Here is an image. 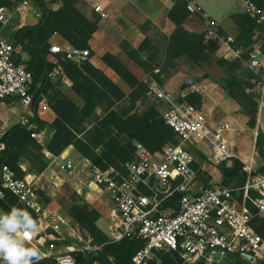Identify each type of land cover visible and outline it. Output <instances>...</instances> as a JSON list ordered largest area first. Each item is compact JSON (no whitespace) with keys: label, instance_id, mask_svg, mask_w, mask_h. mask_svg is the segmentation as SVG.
I'll return each mask as SVG.
<instances>
[{"label":"built area","instance_id":"2783aa9c","mask_svg":"<svg viewBox=\"0 0 264 264\" xmlns=\"http://www.w3.org/2000/svg\"><path fill=\"white\" fill-rule=\"evenodd\" d=\"M9 1L14 5L13 8L6 4L0 5L2 24L7 23L13 13H24L32 3V0ZM241 2L244 11L257 23L256 35L264 34V6L254 0ZM187 6L191 12L203 15L206 35L217 34L218 24L199 4L189 1ZM94 9L101 17L109 15L102 4L95 3ZM50 49L65 51L67 58L78 63L90 54L88 48L63 46L59 43H53ZM15 51V46L0 30V97L17 98L29 111L21 116L19 122L27 128H35L36 124L30 119L36 101L33 73L16 61ZM242 51V48H237L235 52ZM248 65L260 92L257 120L253 129L257 138L260 133L264 134L263 43L254 42L248 50ZM149 89L166 105L163 116L177 133L178 142L168 143L161 150L150 151L142 142L134 140L135 156L126 163V173L123 174L114 168L103 169L88 159L80 169L114 203L109 212L112 239L120 240L125 236L144 239V246L133 256L137 263L143 262L154 250H175L187 264H222L232 252L245 258L246 253H251L252 258H247L251 262L261 258L264 255V236L254 227L253 219L257 213L264 214V171L256 170L254 158L241 157L247 171L246 180L241 186L218 183L205 187L198 178L201 166H196L198 160L189 148L191 145H203L205 161L214 166L225 160L231 161L232 157L240 155L234 152L229 134L235 128L241 129L240 124L212 121L203 107L179 101L155 81L150 83ZM48 110L50 105L43 96L37 103L36 113L44 117ZM6 131L0 127V196L4 197V190L11 191L23 205L35 210L39 226L47 224L51 231L60 236L61 228L67 223L65 216L56 209L44 210L38 201L35 180L28 175L19 177L8 164L2 162ZM31 136L43 142V130L34 129ZM45 155L51 162L55 161L61 171L69 175L77 172L78 165L73 159L61 158L49 149L45 150ZM177 193L181 196L174 200ZM8 219L16 223L12 231L5 227ZM0 229L15 243L25 241L36 248V243L45 238L41 231L38 233V230L25 226L12 214L1 222ZM70 233L83 243L40 251L39 255L30 260L51 256L58 264H77L79 252H95L102 246L90 243L91 240H83L74 230ZM4 261L0 253V263ZM83 264L98 262L86 261Z\"/></svg>","mask_w":264,"mask_h":264},{"label":"trees","instance_id":"16d2710c","mask_svg":"<svg viewBox=\"0 0 264 264\" xmlns=\"http://www.w3.org/2000/svg\"><path fill=\"white\" fill-rule=\"evenodd\" d=\"M52 1L33 0L40 13L36 23L18 25L14 29H10L7 25L2 28L0 24L2 34L7 36L4 32L6 29L9 33L8 39L16 48V61L24 64L33 73V90L36 97L33 105L34 114L30 116L31 122L35 123L36 127L27 128L18 122L7 129L3 138L6 147L1 153L2 162L8 164L19 177H23L27 174V170L21 165L25 160H29L30 166L37 172H41L48 164L44 159L46 149L55 155H60L69 145H73L83 157L101 168H114L123 174L126 173V163L135 156L134 140L142 142L150 151L161 150L168 143H177V133L165 121L161 110L155 105H149L141 110L139 101L146 96L151 82L157 79L159 82L162 80L161 74L166 72L173 58L187 54L197 61H202L210 58V52H215L219 46V37L207 43L204 41L206 30L198 31L185 27V19L190 14L188 1L175 0L173 7L168 11V16L175 21L176 27L164 36V41H159L152 36L145 38L147 43L155 45L152 51L161 57V62L152 64L142 54L141 47L130 45L126 50L146 70L148 79L138 77L111 52L106 51L103 54L102 58L106 64L130 85L129 92H126L107 72L91 61V52L87 59L78 63L67 58L65 51L50 49L54 43V36L57 35L65 45L91 50L90 39L97 30L99 21L97 17L89 18L83 12L79 6L80 0H61L58 8L51 5ZM254 1L264 6V0ZM1 4L12 5L9 0H0ZM232 17L238 27V33L231 44L234 48H242L243 54L248 58L246 48L253 41L257 23L245 11L235 13ZM217 33L223 34L220 27ZM17 46L20 51L17 50ZM24 53L28 56L24 57ZM222 61L234 70L240 64V59L232 61L222 59ZM57 68H60L61 75L70 82L71 87L84 101L83 105H79L55 87L52 73ZM205 75L209 76L207 73ZM209 77L215 79L214 76ZM253 78V71L247 69L242 76L231 72L217 79L229 96L239 100L249 117L248 125L251 127L256 125L259 107V101L247 90L255 84ZM45 94L50 95L48 103L56 114L50 121L36 113L37 103L43 96L46 97ZM192 96L198 97V101L202 98L200 93L193 91L187 96L181 93L177 99L187 101L185 97L191 99ZM3 99L10 102L12 97H3ZM123 101H128V104L122 105ZM46 125L49 126L52 134L43 142L31 136L32 130H42L47 127ZM256 140L257 146L264 147L263 133H260ZM261 153L264 157V149ZM200 164L198 162L196 166ZM243 166V161L237 157H232L230 163L226 161L219 163L217 165L221 172L219 183L227 186H241L247 177V171ZM256 170L264 171V164L259 165ZM198 178L205 187L214 185L210 181L211 175H207V170L200 169ZM4 192V197L0 196V208L20 219L25 226L31 227L38 223V214L33 208L23 205L11 191L4 190ZM180 196L181 194L177 193L174 200ZM74 206L73 210H76V214L73 213V215L77 216L80 224L96 239L94 242L102 244L101 248L95 252H79L77 264H83L86 261H97L98 264H135L133 256L144 246V239L130 236L120 240L109 239L96 223L99 216L97 210L89 209L87 206H82L83 208L79 205ZM18 207L21 208L18 209ZM14 208H16L15 211ZM20 210L24 212L21 213ZM255 228L264 236V222L256 225ZM154 251L160 253L159 257L148 259L147 264H183V259L175 250ZM51 261L54 262L55 258L44 257L36 261V264H53ZM222 264L262 263H251L241 254L232 252Z\"/></svg>","mask_w":264,"mask_h":264},{"label":"rangeland","instance_id":"374dc122","mask_svg":"<svg viewBox=\"0 0 264 264\" xmlns=\"http://www.w3.org/2000/svg\"><path fill=\"white\" fill-rule=\"evenodd\" d=\"M10 7L13 8L14 5L12 4ZM30 7L32 8V10L36 9V5L33 2V0ZM190 13L192 14V12ZM105 18H108V16ZM20 23L21 22L19 20V13L15 12L12 14L10 20L7 23L5 24L0 23V24L2 28L3 26L7 25V27L8 26L10 27V29H14ZM184 25L188 29H194L198 31H204L206 29L205 27L206 25L203 26L200 20L198 19V17L191 15H188L186 17ZM125 27L126 26L123 25L120 21H118L117 23L114 22V25L111 24L109 26L110 31H108L109 36L107 37V39H105V37L102 35L101 37L99 36L98 46L101 47L99 44L101 43L103 44L105 43V40L106 41L108 40L109 41L108 46L111 49L108 51L111 52L113 56H116L124 65H126L130 69L128 63H124V61L119 57L120 54L122 55L127 54L132 59V62L133 61L134 62L132 63L127 58L125 60H128L131 65L134 63L138 64V62L135 59H133L127 51L126 53H124L123 49L121 50L120 48H118L119 41L121 39L120 32L126 30L129 31V29ZM175 27H176L175 21H173L172 27H168L167 30H164V27L152 29L151 27L147 26L142 30L137 27L135 28L130 27V34L126 37L130 38L136 44V46L142 48V52H143L142 54H144L146 58L152 62V64L157 62L159 63L161 62V57L158 54H156L154 51H152L155 45H151L147 43L145 38H148V36L149 37L152 36V37H156L159 41H164L165 39L164 36L166 35V33L168 32L169 34L171 31L174 30ZM4 32L7 36H9V33L8 31H6V29L4 30ZM206 32L207 31H205L204 41L207 43L210 40L219 37V41H218L219 46L215 52H210L211 55L210 58L202 61H197L189 57L187 54L179 56L178 58L177 57L173 58L172 61L170 62V65L167 66L166 72L161 74L162 80L160 82L157 81L158 79L154 81L159 83V85L163 87L166 91L172 93L176 98L180 96L181 93L182 95H186V96L193 91L200 93L202 96L200 101H198V97L195 96H192L191 99L185 97V99H187V102L194 104L197 107H203L204 111L207 113L209 118L214 121L221 120L222 114L225 112V110L232 108L231 106L233 105H237L239 107V111L243 113V116H241L242 120L240 121V123L244 122L245 120L246 125H244L245 127L243 129L239 128L237 129V131L236 130L232 131L233 135L231 136V140L236 141V145L235 148H233V150L236 154L240 155L237 157L240 160H242L241 157H245L243 155V152L247 155V158L248 157L254 158V163L257 168L259 165L264 164V157L262 156L261 153L264 147L257 146L256 144L257 140L253 133V129L255 128V126L251 127L248 125L249 117H247L244 108L239 102V100L237 101L235 98L229 96L226 90L219 83V81H217V79L224 77L231 72H235L236 74L238 73L240 76H242L243 72H246L247 69L248 70L250 69L248 65V58L243 54L244 51L240 53L232 52V49L236 51L237 48L236 49L234 48V46L231 44V41L228 39V36H225L224 34L218 35V33L216 35H206ZM7 36L5 37L8 39ZM254 42H260L264 44V34L261 33L259 35H256L255 33V35L253 36L252 43L246 48L247 51L250 50ZM229 44L230 47H228ZM121 45L123 46L124 50H127L128 47L133 44L130 43L129 39L124 38L121 39ZM160 45H161L160 47H162V43H160ZM18 49L19 47L17 48V50ZM113 50L115 51L113 52ZM18 51H20V49ZM90 52H91V57L95 56L94 50L91 49ZM230 52H232L233 54H230ZM23 56L26 57L28 56V54L24 53ZM222 59H227L230 61L234 59H240V64L234 70L233 68L230 67L229 64L224 63ZM140 69H142L144 72V75L140 78L148 79L149 75L146 72V70L144 68H140ZM115 73L120 77V81L121 83H123L124 87L126 89H130V85L120 76V74L117 73L116 71ZM206 73L209 76H214L215 79L206 76L205 75ZM61 74L62 73L60 68H57L52 73L55 87L62 90L66 95H68L70 98L76 101L79 105H83L84 101L71 87L70 82L65 80V78ZM246 75L248 76V74H245V76ZM187 78H192L194 82L190 85L182 86ZM247 90L253 93L255 99L259 101L260 92L255 84L249 87ZM50 92H52V90ZM45 95L47 101L50 102L49 100L50 95L49 94H45ZM121 104L127 105L128 101H123ZM149 105H155L157 108L161 110L162 114L166 108L164 102L158 99L153 94V92L150 91V89L147 92L146 96L141 101H139V108L141 110H144ZM22 107L23 105L20 103H16L12 105L7 103L5 99L0 98V118L4 122L11 124L13 123V121L21 118ZM208 110H210V115L208 113ZM27 112L29 111L27 110L23 114H27ZM263 121H264V111H263ZM46 126H47L46 130L48 131L46 138H48L51 130L48 125ZM189 148L193 152L197 160L205 158L203 153V145L201 144L191 145ZM67 155H68L67 157L73 159L78 165L77 172L73 175H69L64 171H61L55 162L51 163L50 159L46 157L45 152H44V159L47 160L48 164L47 167L41 172H37L34 167H31L29 160H25L24 162L21 163L22 167L27 170L26 175L32 177L35 180L37 197H38V201L42 205V208L46 211L56 209L60 213H62L67 220V223L64 224V226L61 228L60 236L59 234L51 231V228L47 226V224H44V226L41 227L36 222V224H33L31 226L34 230L36 231L38 230V233L41 231L42 235L45 236L44 239L36 243L38 248H36L31 243L25 241L17 244L23 248L29 249L30 251H34L36 255L33 256L39 255L40 251H47L56 247L63 248L66 245L82 244L83 242L76 235L70 233L72 232V230H74L77 234H79V236H81V238H83V240L85 241L91 240L90 243L92 244H101L94 242L96 241V239L88 232L87 229H85L80 224V222L77 220L78 219L77 216L75 217L73 215V213L76 214V210H73V207H75L74 205H79V207L87 206V208L89 209L97 210L99 213V216L96 220L97 225L104 231V233L107 234L109 239H112L111 230L109 229L110 218L108 211L110 210V206L111 208L114 206V203L112 202L109 195L104 190L101 189V187L97 186L94 181L87 178V175L85 174L84 171L82 170L80 171V169L83 168L87 158L83 157L79 152L78 154L73 152ZM225 161L226 163L231 162L228 160ZM50 163L51 165H49ZM203 163L206 165V168L204 170H207V175L209 174L211 175V177L213 176V178L215 176L213 183L218 184L221 178L220 170L218 168L214 169L212 166L213 164L211 163H206L205 161ZM243 165L245 166L244 161H243ZM203 175H206V173H203ZM239 198L241 199L240 194H239ZM20 208L21 207H18V209ZM10 214H11L10 212L8 213L2 208H0V224L1 222L5 221ZM262 222H264V214L257 213L253 219L254 227ZM46 234H47V238H46ZM57 236H59L60 238H58ZM159 255L160 253L158 251H153L143 262L141 263H137L135 261L134 262L135 264H147L148 259L158 258ZM33 256H30V259ZM36 261L30 260V264H36ZM4 262L8 263L7 261ZM260 262L264 264V255L261 258H258L256 261H252L251 263H260ZM53 264H58L56 259L53 262ZM183 264H187V263L183 261Z\"/></svg>","mask_w":264,"mask_h":264},{"label":"crops","instance_id":"0c3cea01","mask_svg":"<svg viewBox=\"0 0 264 264\" xmlns=\"http://www.w3.org/2000/svg\"><path fill=\"white\" fill-rule=\"evenodd\" d=\"M194 1L197 4H199L202 9L207 13V15L216 21L218 24V27L221 28L223 31V34L225 36H228V39L230 41L235 38V36L238 33V27L232 17L235 13L244 12L242 2L241 0H187ZM61 0H53L51 2V5L54 8H58L61 5ZM99 3L102 4L107 10H108V18H103L100 16V14L94 9V4ZM175 3V0H80L79 6L83 10V12L89 17V18H95L97 17L99 19L98 21V28L94 32L92 38L90 39V46L91 49L95 51V56L91 57V61L98 67L102 68L105 72L109 74V76L116 81L126 92H129L130 89H126L120 81V77L115 73V71L106 64V62L103 60L102 55L104 52L111 50L108 46L109 41L105 40V43L99 44L101 47L98 46V38L104 36L105 39H107L108 31H110L109 26L111 24L114 25V22L117 23L120 21L123 25H125V28H128L129 31H121V39H129L130 43L135 45L136 44L130 39L127 38L130 34V27H137L139 29H143L147 26L153 28H159L164 27V30H167L168 27H172L173 21L168 16V11L173 7ZM29 7L28 10H26L24 13L19 14V20L20 24L18 25H24V24H32L36 23L38 19L40 18L39 10L36 9L32 10V8ZM191 12V11H190ZM189 15L198 17L202 25H205V19L201 13L198 12H192ZM163 25V26H162ZM195 28V27H193ZM168 34V32L166 33ZM255 35V33H254ZM121 39L119 41V47L121 50L123 49L124 53H126V50H124L123 46L121 45ZM54 43H61L65 45L60 39L59 36H54ZM122 47V48H121ZM230 47V44L229 46ZM236 49V48H235ZM117 50V49H116ZM115 50H113L114 52ZM119 51V50H118ZM232 52L235 53V50L232 49ZM230 52V54H233ZM119 54V53H118ZM119 57L124 61V63H128L130 66V69L136 74L138 77H142L144 75V72L139 64L134 63L130 64L128 60H125L126 58L129 59L132 62V59L126 54L122 55L120 54ZM134 62V61H133ZM132 62V63H133ZM146 75V73H145ZM6 101V100H5ZM9 104H16L20 103V101L16 98H12L10 102L6 101ZM21 104V103H20ZM232 108H229L225 110V112L222 114L221 120H212L216 123L218 122H234L236 124H240L241 129H243L246 125V121L240 123L241 116H243V113L239 111V107L237 105L231 106ZM27 111V108L25 106L21 109V116L24 112ZM208 113L210 115V110H208ZM55 112L50 107V110L47 111L46 116L44 117L46 120L50 121L55 118ZM212 116V115H211ZM213 117V116H212ZM20 119L13 121V123L8 124L7 122H4L0 118V127H3L5 129H8L11 125L18 123ZM237 122V123H236ZM244 123V124H243ZM239 128L233 129L237 131ZM43 130V139L45 140L48 131L46 128ZM52 134V131H50V135ZM49 135V136H50ZM233 133L231 132L229 134L230 142L232 143V146L235 148L236 141L231 140V136ZM77 153L78 151L74 148L73 145H69L60 155L61 158H69L67 157L69 153ZM244 158H247V155L243 152ZM201 164L200 169H205L206 165L203 163L204 160L198 159ZM55 162V161H54ZM51 162V163H54ZM208 163L207 161H205ZM51 163L49 165H51ZM56 163V162H55ZM57 164V163H56ZM214 169H217V166L212 165ZM219 169V168H218ZM210 172V171H209ZM211 173V172H210ZM213 174V173H212ZM215 178V176H214ZM213 176L211 177L210 181L214 182ZM221 179V178H220ZM216 180V179H215ZM97 185V184H96ZM98 186V185H97ZM111 209V206H110ZM110 210L108 211V213ZM110 218V217H109ZM111 223V221H110ZM110 229V224H109Z\"/></svg>","mask_w":264,"mask_h":264},{"label":"clouds","instance_id":"9594fccd","mask_svg":"<svg viewBox=\"0 0 264 264\" xmlns=\"http://www.w3.org/2000/svg\"><path fill=\"white\" fill-rule=\"evenodd\" d=\"M5 227L12 231L16 227V223L14 220L8 219ZM0 253L3 254V258L8 264H30V256L36 255L34 251L19 246L3 234L2 229H0Z\"/></svg>","mask_w":264,"mask_h":264},{"label":"water","instance_id":"95a60500","mask_svg":"<svg viewBox=\"0 0 264 264\" xmlns=\"http://www.w3.org/2000/svg\"><path fill=\"white\" fill-rule=\"evenodd\" d=\"M193 82H194V80H193L192 78H187V79L185 80V82L183 83L182 86L190 85V84H192ZM246 257H247L248 259H251V258H252V254H251V253H246Z\"/></svg>","mask_w":264,"mask_h":264}]
</instances>
